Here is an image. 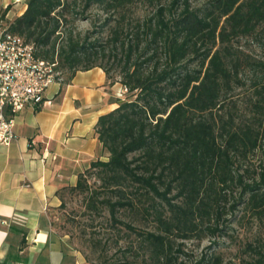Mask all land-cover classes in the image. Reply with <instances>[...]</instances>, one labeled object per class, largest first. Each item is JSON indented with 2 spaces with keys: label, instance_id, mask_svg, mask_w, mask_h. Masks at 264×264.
<instances>
[{
  "label": "trees",
  "instance_id": "obj_1",
  "mask_svg": "<svg viewBox=\"0 0 264 264\" xmlns=\"http://www.w3.org/2000/svg\"><path fill=\"white\" fill-rule=\"evenodd\" d=\"M137 3L147 11L132 18ZM93 6L106 16L100 36L66 32ZM3 28L32 43L37 58L56 62L61 88L77 71L99 67L124 90L95 124L106 154L89 164L97 185L77 174L75 185L57 191L58 208L65 191L83 194L86 210H106L136 232L145 264H177L175 238L222 236L219 221L236 206L264 220V59L233 49L241 38L264 46V0H26ZM245 67L254 75L250 115L237 120L222 111ZM256 151L260 159L250 169ZM122 212L152 226L123 221ZM246 250L241 264H264V236Z\"/></svg>",
  "mask_w": 264,
  "mask_h": 264
},
{
  "label": "crops",
  "instance_id": "obj_2",
  "mask_svg": "<svg viewBox=\"0 0 264 264\" xmlns=\"http://www.w3.org/2000/svg\"><path fill=\"white\" fill-rule=\"evenodd\" d=\"M9 2L0 0V8ZM118 98L121 84L110 85L94 67L77 71L62 88L51 85L38 109L15 115L13 140L0 144V264H91L52 233L51 211L60 204V188L75 185L91 161L106 159L95 124Z\"/></svg>",
  "mask_w": 264,
  "mask_h": 264
},
{
  "label": "rangeland",
  "instance_id": "obj_3",
  "mask_svg": "<svg viewBox=\"0 0 264 264\" xmlns=\"http://www.w3.org/2000/svg\"><path fill=\"white\" fill-rule=\"evenodd\" d=\"M11 0H8V2ZM9 2L10 11L8 17L14 16L25 5L26 0H12ZM80 8V7H79ZM3 27L9 21L7 17L1 19ZM78 9V7H77ZM147 11L144 4H133L128 12L132 18L141 17ZM106 16L96 6L88 9L84 16H79L67 24L66 32L72 31L79 38L89 36L91 39L100 36L99 31ZM233 49L239 51L244 58L264 59V46L257 41L241 38L233 42ZM252 71L245 67L240 73L241 83L234 85L226 95L222 113L231 111L237 120L250 115L249 100L253 89L251 80ZM124 96V94H123ZM226 114V113H225ZM260 152L256 151L249 163L250 169L257 167ZM93 170L89 165L82 169L89 185H97ZM78 173V174H79ZM84 195L78 192H64V205L51 211V230L56 236L64 239L67 248L80 251L90 260L103 264H145V251L140 245L136 232L127 228L124 224L114 223L108 218L106 210L91 211L84 207ZM221 217L219 227L223 229L222 236L199 238L193 236L190 239H174L173 253L177 264H205L203 258L211 254L220 258L219 264H241L248 252L246 245L252 243L260 236H264V220L258 221L250 215H243L238 206ZM123 221H132L141 229H149L152 225L140 218L120 213ZM180 249L179 252L176 248Z\"/></svg>",
  "mask_w": 264,
  "mask_h": 264
},
{
  "label": "built area",
  "instance_id": "obj_4",
  "mask_svg": "<svg viewBox=\"0 0 264 264\" xmlns=\"http://www.w3.org/2000/svg\"><path fill=\"white\" fill-rule=\"evenodd\" d=\"M55 67L56 62L35 56L32 43L0 25V144L13 140L15 115L24 107H36L51 85L63 81Z\"/></svg>",
  "mask_w": 264,
  "mask_h": 264
}]
</instances>
